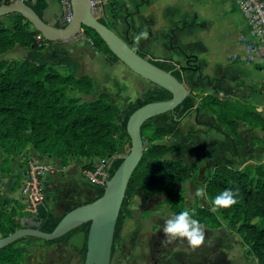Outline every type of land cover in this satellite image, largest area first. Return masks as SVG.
I'll list each match as a JSON object with an SVG mask.
<instances>
[{
  "label": "trees",
  "instance_id": "16d2710c",
  "mask_svg": "<svg viewBox=\"0 0 264 264\" xmlns=\"http://www.w3.org/2000/svg\"><path fill=\"white\" fill-rule=\"evenodd\" d=\"M24 3L39 18H43L47 8L45 0H28ZM98 21L113 30L104 20ZM65 25L60 21L54 26L63 28ZM37 35L39 33L20 15H14L11 28L0 21V57L17 46L27 51H42L52 44L42 40L38 45L35 41ZM82 35L109 61H118L93 30L83 28ZM130 47L134 48L133 45ZM135 51L156 67L170 72L177 81L183 82L182 69L173 63L153 60L141 51ZM94 91L95 84L87 76L77 78L66 70L38 64L30 59H0V148L7 153L17 154L29 145L42 157L59 159L63 166L67 165L69 159L88 158L90 163L84 167L86 170L94 169L95 160L108 159L110 179L122 162V158L117 157L118 151L126 144L130 148L126 132L129 116L145 104L171 99V94L150 83V88L135 101L127 103L123 110H119L106 93L89 101L75 95L89 96ZM199 108L212 114L211 121L205 126L230 141L234 156L239 155L244 146L238 132L239 123L264 131V117L256 112L255 107L222 100L215 95L197 96L192 92H188V96L173 111L144 122L140 134L143 144L146 142L148 146H144L142 158L129 180L115 226L112 254L124 218L129 213L128 204L137 192L151 198L165 195L163 202L168 205L172 215L185 209L182 185L191 181L198 171L195 149L179 143L165 145L160 142L173 136L180 123ZM193 132V129L188 131L189 134ZM203 157L211 166V172L204 182L209 206L191 208L195 213L194 218L204 226L215 229L226 224L248 247L256 264H264V225L259 222L264 220V165L248 163L242 169H236L233 161L223 152L222 144L214 142L203 149ZM226 189L238 193V203L213 211L212 199ZM102 191L98 192L97 198ZM21 202H0L1 237L22 228L15 222L19 212L26 209ZM59 220L39 200L32 221L34 226L31 227L50 233ZM88 229L89 223H86L58 239L43 242L46 245L67 246L72 236L82 232L85 239L80 254L84 261ZM23 241L20 239L0 249V264H21L24 255L18 245Z\"/></svg>",
  "mask_w": 264,
  "mask_h": 264
},
{
  "label": "crops",
  "instance_id": "0c3cea01",
  "mask_svg": "<svg viewBox=\"0 0 264 264\" xmlns=\"http://www.w3.org/2000/svg\"><path fill=\"white\" fill-rule=\"evenodd\" d=\"M45 1L47 8L43 19L54 26L62 19L60 0ZM94 1L99 2L93 10L97 19L104 20L124 41L148 58L170 62L182 69L183 79L188 76L197 83L199 93L215 95L229 102L247 103L264 117V64L246 60V45L251 35L236 5L226 0ZM9 16L1 18V22L6 24ZM142 32H147L148 37L137 43L134 38ZM29 52L33 53L17 46L5 56L20 53L25 59L32 60ZM37 54L42 62H36L38 64L66 70L77 78L87 76L92 79L93 93L97 96L106 93L115 100L119 110L150 88V82L132 73L121 62L109 61L79 35L52 42ZM87 97L82 99L87 100ZM187 117L191 119L187 126L196 132L200 147L216 141L234 151L227 138L205 126L211 121L210 112L199 108ZM238 132L244 146L240 154L234 156L237 167L235 161L233 167L242 169L248 163L264 165V131L239 123ZM27 153L30 162L50 169L40 177L38 190L40 200L55 217L61 218L71 209L88 202L87 196L79 194L76 184L90 159H69L63 166L59 159L42 157L33 150ZM22 155L13 157L9 172L2 176L8 186L2 188L3 192L9 189L4 193L7 200L23 199L21 186L12 181L17 177L23 185L28 180L26 170L20 166ZM15 220L20 221L19 218ZM24 225L30 224L25 220L21 223Z\"/></svg>",
  "mask_w": 264,
  "mask_h": 264
},
{
  "label": "rangeland",
  "instance_id": "374dc122",
  "mask_svg": "<svg viewBox=\"0 0 264 264\" xmlns=\"http://www.w3.org/2000/svg\"><path fill=\"white\" fill-rule=\"evenodd\" d=\"M14 15H10L6 21V26L10 28L13 25ZM2 19H0L1 21ZM81 38H85L82 32L78 33ZM30 58L35 62L42 63L39 59L38 52L32 51ZM0 59L7 61H19L25 59L22 54L1 56ZM52 66V65H49ZM184 86L188 92H192L197 96L203 95L197 90V83L192 81L188 76L183 79ZM78 97H84L80 94H75ZM97 95L93 93L87 97V100H94ZM83 100V99H82ZM114 100V99H113ZM115 103V100H114ZM116 106V105H115ZM191 121L189 117H186L181 122L180 130L177 129L176 133L161 141V144H182L185 147H192L195 149L197 160L195 164L198 167V171L195 177L182 185L184 189V208L191 209L194 206L208 207L206 197L200 198L195 196L197 188L204 187V182L211 172L210 162L203 157V149L213 142L202 144L200 147L197 144L196 132L188 133V124ZM188 125V126H187ZM188 128V129H187ZM214 143H220L214 141ZM222 144V150L228 158L235 161V167H237L236 159L234 158V151H230L226 144ZM145 148L147 143L144 142ZM217 148V145H215ZM129 146L126 144L117 153L118 158H123L129 151ZM31 151L32 148L26 145L20 149L17 154L7 153L0 148V202L7 200L5 192H3L6 186L2 176L7 174L10 170V165L13 157L22 155L25 153L20 162V166L23 167L30 180L29 188L34 194H38V183L42 174L39 173L38 169L33 162L27 159V151ZM98 160H95L97 162ZM85 168H82V176L78 172L77 175L81 176L77 181V190L79 194L87 196L88 202L93 201L98 196L99 190L92 187L87 182ZM19 178L14 177L13 182L18 187L22 186L18 180ZM36 182V185H35ZM24 184V183H23ZM8 185V184H7ZM76 194V193H74ZM139 198V199H138ZM165 195H160L154 198L148 197L143 192H137L128 204L129 213L125 216L122 225L120 237L116 242L115 252L112 257L111 264H171L169 258L172 255L177 264H256V259L251 255L247 246H245L235 230L229 228L226 224H223L220 228H210L204 226L206 231V245L197 250H192L183 242H175L163 245L165 235L163 233V225L166 219L172 214L169 212L168 205L164 204ZM10 201V200H7ZM19 201V200H17ZM20 201L24 202V199ZM21 202V203H22ZM22 203V204H23ZM26 204V203H25ZM23 204V205H25ZM27 205V204H26ZM26 209L19 212L17 218L19 223L15 222L21 227L23 221H27L30 225H24L25 227L34 226L33 218L35 216V207L26 206ZM16 218V219H17ZM261 225H264V220H259ZM23 227V226H22ZM1 237V236H0ZM85 236L82 232H79L72 236L68 241L67 246L58 244L46 245L43 241L38 239L26 238L18 245V249L23 253L24 258L21 264H82L80 251L84 243ZM185 254L186 256H183Z\"/></svg>",
  "mask_w": 264,
  "mask_h": 264
},
{
  "label": "water",
  "instance_id": "95a60500",
  "mask_svg": "<svg viewBox=\"0 0 264 264\" xmlns=\"http://www.w3.org/2000/svg\"><path fill=\"white\" fill-rule=\"evenodd\" d=\"M69 2L71 19L63 28L47 24L23 1L0 3V19L9 15H20L43 40L48 42L74 37L82 32L83 28L91 29L119 62L135 75L169 92L171 99L145 104L129 116L126 132L130 140V149L97 199L68 211L50 233L30 226L19 228L6 237H0V249L26 238L53 241L89 223L83 264H111L117 218L129 180L144 151L140 134L141 126L153 117L173 111L188 96V91L183 82L177 81L170 72L156 67L147 58H142L115 31L101 24L93 15L91 0H69Z\"/></svg>",
  "mask_w": 264,
  "mask_h": 264
},
{
  "label": "built area",
  "instance_id": "2783aa9c",
  "mask_svg": "<svg viewBox=\"0 0 264 264\" xmlns=\"http://www.w3.org/2000/svg\"><path fill=\"white\" fill-rule=\"evenodd\" d=\"M8 1L7 3L14 1H28V0H0V3ZM34 2L35 0H30ZM228 3L237 6L241 12L245 23L249 29L251 39L247 41L246 45V60L250 63H262L264 64V0H226ZM62 9V19L61 22L68 23L71 19V7L69 0H60ZM99 4L98 1L91 0V9ZM43 38L41 35L35 36V41L40 45ZM109 164L108 159H100L98 163L94 166L93 170H88L86 172L87 182L95 187L97 190L101 191L105 188L108 179L107 166ZM38 169L39 173H48L50 169L42 165H34ZM38 183V182H37ZM30 180L23 184L21 188V195L24 202L28 206L35 207V204L41 199L40 194H34L29 188ZM36 185V182H35ZM23 203V202H22ZM23 203V204H25ZM25 204V205H26ZM26 205V206H27Z\"/></svg>",
  "mask_w": 264,
  "mask_h": 264
},
{
  "label": "clouds",
  "instance_id": "9594fccd",
  "mask_svg": "<svg viewBox=\"0 0 264 264\" xmlns=\"http://www.w3.org/2000/svg\"><path fill=\"white\" fill-rule=\"evenodd\" d=\"M148 33L142 32L134 39L138 43L141 39H147ZM238 193L233 192L230 189L222 191L212 199L214 205L213 211L218 209H227L238 203L236 196ZM196 197L205 198L206 191L204 187L196 189ZM139 199V198H138ZM193 210L185 208L178 214L171 215L165 220L163 225V233L165 240L163 245L183 242L192 250L201 249L206 245V231L204 225L196 218Z\"/></svg>",
  "mask_w": 264,
  "mask_h": 264
},
{
  "label": "flooded vegetation",
  "instance_id": "af4514ba",
  "mask_svg": "<svg viewBox=\"0 0 264 264\" xmlns=\"http://www.w3.org/2000/svg\"><path fill=\"white\" fill-rule=\"evenodd\" d=\"M118 241V240H117ZM83 247V246H82ZM115 247H116V244H115V246H114V251H113V254H112V257H113V255H114V252H115ZM81 252V251H80ZM81 255V254H80ZM183 256H186L185 254H182ZM82 259V258H81ZM83 262L84 261H82V264H83ZM111 262H112V259H111ZM169 262L171 263V264H177L176 263V261L174 260V258H173V256L171 255L170 256V258H169Z\"/></svg>",
  "mask_w": 264,
  "mask_h": 264
}]
</instances>
